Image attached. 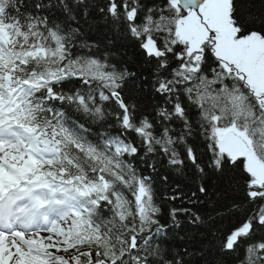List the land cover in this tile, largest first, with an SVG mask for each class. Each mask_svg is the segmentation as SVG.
Returning a JSON list of instances; mask_svg holds the SVG:
<instances>
[{
  "label": "snow or ice",
  "instance_id": "obj_1",
  "mask_svg": "<svg viewBox=\"0 0 264 264\" xmlns=\"http://www.w3.org/2000/svg\"><path fill=\"white\" fill-rule=\"evenodd\" d=\"M0 264H264V0H0Z\"/></svg>",
  "mask_w": 264,
  "mask_h": 264
}]
</instances>
